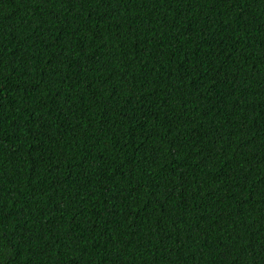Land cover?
Returning a JSON list of instances; mask_svg holds the SVG:
<instances>
[{
    "label": "trees",
    "instance_id": "16d2710c",
    "mask_svg": "<svg viewBox=\"0 0 264 264\" xmlns=\"http://www.w3.org/2000/svg\"><path fill=\"white\" fill-rule=\"evenodd\" d=\"M0 264H264V0H0Z\"/></svg>",
    "mask_w": 264,
    "mask_h": 264
}]
</instances>
